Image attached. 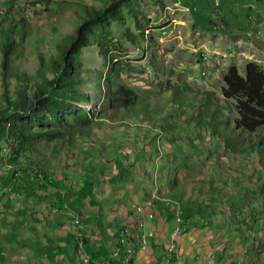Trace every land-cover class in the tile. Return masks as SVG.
<instances>
[{"label":"rangeland","instance_id":"obj_1","mask_svg":"<svg viewBox=\"0 0 264 264\" xmlns=\"http://www.w3.org/2000/svg\"><path fill=\"white\" fill-rule=\"evenodd\" d=\"M100 2L0 0L1 13L21 18L31 30L17 60L28 83L12 81L6 88L0 76V109L7 106L6 94L13 99L17 92L32 91L39 80L38 51L55 55V45L61 42L54 32H73L85 7ZM134 6L140 27L131 19L111 28L113 37L107 45L119 60L112 79L146 96L151 106L163 107L174 88L197 102L203 100V92L219 95L231 66L241 74L250 61L264 68V0H134ZM127 28L132 39L125 34ZM108 64L97 46L85 50L78 66L89 71L76 83L87 98L79 95L72 105L88 121L63 113L52 123L62 130L92 125L88 137L75 136L70 144L39 137L30 147L17 150L7 130L0 135V264H27L19 249L28 236L50 239L52 264L82 263L83 250L77 255L76 248L62 250L52 240L61 237L60 223L72 217L67 213L83 215L77 206L81 200L67 191L74 186L82 189L87 172L102 178L87 201L85 208L93 214L83 215L82 229L102 221V213L106 218L107 212L118 213L129 223L140 214V206L155 211L147 224L155 221L161 246L149 245L137 264H264V172L256 155L227 149L209 129L197 126L194 109L161 111L147 119L125 111L118 101L110 105L115 93L106 86ZM220 112L227 114L224 107ZM25 119L38 125L30 116ZM44 173L58 183L59 194L46 196L15 185L14 180L38 183ZM184 210L188 222L172 241L176 212L182 217ZM48 228L52 234L45 233ZM103 236L106 239V233ZM42 245L25 249L35 250L34 258L40 259ZM58 255L66 260L59 262Z\"/></svg>","mask_w":264,"mask_h":264},{"label":"trees","instance_id":"obj_2","mask_svg":"<svg viewBox=\"0 0 264 264\" xmlns=\"http://www.w3.org/2000/svg\"><path fill=\"white\" fill-rule=\"evenodd\" d=\"M84 11L79 25L73 32L62 30L54 32L61 38V42L55 45V55L38 51L39 64L35 73L39 80L33 85L29 95L17 92L13 99L9 94L5 95L7 106L0 109V135L7 130L10 139L15 140L17 150L30 147L39 137L54 138L56 144L61 141L70 144L75 136L91 135L93 126L86 123L63 130L52 127V123L59 121L63 113H71L75 118L88 121L85 113L74 108L72 103L79 95L83 99L87 98L79 91V84L76 82L80 81L82 75L89 70L78 66V62L85 50L97 46L100 55L107 58L109 63L105 75L106 86L109 91L115 93V96L109 98L110 105L118 101L125 111L134 114L135 117L141 116L147 119H151L154 114L161 111L186 113L187 108L194 109L197 113L195 122L199 128L209 129L214 138L224 143L225 147L234 153L246 151L254 153L258 165L264 172V68L260 64L254 61L248 62L244 74H241L236 66L229 67L227 73L223 75V85L220 87L219 95L211 91L203 92V100L197 102L195 99L192 101L186 99L180 94V89L174 88L172 97L163 103V107L158 104L151 106L146 96L112 79L113 74H117L114 66L119 60L110 55L107 42L112 41L111 28L114 23L126 25L133 19L140 27L135 14L134 0H102L99 6L93 4L85 7ZM30 32L21 18L0 12V76L6 88L12 81L28 83L29 78L18 69L17 60L21 56L24 39L30 35ZM129 32L127 28L125 32L127 37L131 36ZM212 102L215 106L211 108L209 105ZM223 107L227 111L226 115L220 112V108ZM27 116L37 121L38 125L31 124L25 119ZM39 175L43 174L39 173ZM101 178L96 173L87 172L84 187L74 190L76 189L74 186V189L68 190L67 194L80 199L81 203L77 206L85 208L89 205L87 202L90 200L89 196ZM38 180L42 182H34L32 185H28L25 181L18 183L14 180V182L18 188L30 187L34 193L38 190L46 196L61 192L58 183L45 173L42 179L37 178L36 181ZM52 187L57 189L54 190ZM62 203L68 208L67 202L62 201ZM150 212L155 214V211L150 210ZM182 212L183 219L185 210ZM136 225L138 228V222Z\"/></svg>","mask_w":264,"mask_h":264},{"label":"crops","instance_id":"obj_3","mask_svg":"<svg viewBox=\"0 0 264 264\" xmlns=\"http://www.w3.org/2000/svg\"><path fill=\"white\" fill-rule=\"evenodd\" d=\"M83 215H92L93 214V210L92 209H86V208H82V210L80 211ZM150 212V210H146L144 213L145 214H136V216L133 218L132 222L129 223H124L123 221V217L122 215H119L118 213H115L111 211L110 214H108L107 212V218L106 216H103L102 213V217H99V219H101L102 221H100L99 223H96L95 221L93 222L94 224H91L92 228H83V215H81L80 213H73L71 215V213H67V215L72 216L71 218H69L68 220H64V222L62 221L60 223V229L57 235H61V237H59L56 241L52 240V242L54 243H59L61 248H63L62 250H68V248H76L77 250V255H82L81 250H83V261L81 264H102L105 260L110 259L111 260V264H137L138 260H139V255L143 252L146 251L149 245L152 246H161L162 241H160V239L158 238V234L156 233V226H154L156 223H154V220L152 223L147 224V221H150L149 219H147L146 214ZM61 213V212H60ZM106 215V214H105ZM79 217L81 222L80 224H76L75 223V219ZM138 220H144V227L141 229V227L136 228V223L138 222ZM100 224L104 227H100ZM123 224V225H122ZM73 226L75 227H79L81 228L80 230H77L75 228H73ZM126 226L125 228L130 229V233H131V237H132V244L135 247V253L136 256L134 257V255L128 260L124 258L125 254L123 253V255L121 257L118 258H113L112 257V253L114 251V249L116 248L117 244H118V236L120 237V230L122 227ZM85 227V226H84ZM49 230V231H48ZM47 234H52V229L48 228ZM141 230L145 231L148 235L149 238V243L147 245L146 248H141L140 245V237H141ZM23 231V230H22ZM24 233V231H23ZM106 233V239L104 238L103 234ZM24 235H27L26 233H24ZM33 237L30 238V236L26 237L25 239H23L22 244L24 245L23 248L19 249L20 252L22 254H24V261L27 264H30L31 261L33 262V264H41L44 263L41 260H44L45 262H47L48 264H52L51 263V259L53 260V254L50 250L51 245V241L48 238V240L44 239V240H39V239H32ZM157 239L158 242H157ZM170 240V238H168ZM169 240H168V245H169ZM108 241V245H106L105 243ZM91 242V244L89 243ZM103 243L100 247L98 244ZM42 243L43 247H42V251L39 252V256H41V258H37L35 259L34 257H36V251L35 250H31V249H25L27 248L26 246H30L32 248V246L34 244H40ZM153 243V244H151ZM164 243V242H163ZM164 244H167L164 243ZM47 245V248L45 247ZM167 245V246H168ZM49 246V247H48ZM85 246H89V251L86 250ZM171 246V245H170ZM170 249V248H169ZM104 250V254H102ZM168 250V247H167ZM174 250V249H173ZM172 250V251H173ZM23 251V252H22ZM35 251V252H34ZM21 255V254H20ZM56 258L59 259V262L66 260L65 257H62L61 255H58ZM69 264H74L72 261H70Z\"/></svg>","mask_w":264,"mask_h":264},{"label":"built area","instance_id":"obj_4","mask_svg":"<svg viewBox=\"0 0 264 264\" xmlns=\"http://www.w3.org/2000/svg\"><path fill=\"white\" fill-rule=\"evenodd\" d=\"M66 206V205H65ZM138 212L140 214H145V210L142 206L138 207ZM176 220H177V227L176 229L172 232L171 236H172V239L173 238H177L178 235H180L181 233V229H182V226L184 225V220L182 219V217L180 216V212H176ZM146 217L147 219H153L154 218V213L153 212H148L146 214ZM75 223L76 224H80V218L77 217L75 219ZM138 227H141V229L144 227V220H140L138 221ZM126 242H132V238H131V235H126L125 233V226L120 230V237H119V246H118V249H114L113 253H112V257L113 258H118V257H121L124 253V249L126 247ZM149 243V239H148V235L145 231L141 230V237H140V245H141V248H146L147 245ZM102 264H111V260L110 259H107L105 260Z\"/></svg>","mask_w":264,"mask_h":264},{"label":"bare ground","instance_id":"obj_5","mask_svg":"<svg viewBox=\"0 0 264 264\" xmlns=\"http://www.w3.org/2000/svg\"><path fill=\"white\" fill-rule=\"evenodd\" d=\"M125 233H126V235H131L130 229L125 228ZM175 239L176 238H173L172 239V236H171V240L172 241L175 240ZM118 246H119V242H118V244H117V246H116L115 249H118ZM173 249H174V246L171 245L170 246V250L172 251ZM134 253H135V247L133 246V244L131 242H126V247L124 249V254H125V257L124 258L127 260V262L134 255Z\"/></svg>","mask_w":264,"mask_h":264}]
</instances>
